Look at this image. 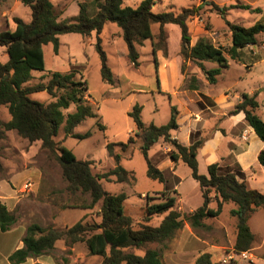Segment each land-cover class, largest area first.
I'll return each instance as SVG.
<instances>
[{
  "label": "trees",
  "instance_id": "obj_1",
  "mask_svg": "<svg viewBox=\"0 0 264 264\" xmlns=\"http://www.w3.org/2000/svg\"><path fill=\"white\" fill-rule=\"evenodd\" d=\"M79 14L73 21H60L61 13L51 0H21L25 7L31 9L32 20L25 23L20 18H14L16 29L0 32V48H3L8 61L0 63V109L5 107L11 116L9 122L0 119V143L6 139V134L16 131L17 134L31 144L40 142L49 156L55 158L62 169V176L67 183V191L71 194H87L91 198L86 210L100 206L101 222H78L66 231L54 228L44 229L38 224L27 228L23 239L24 247L16 250L10 257L11 264H24L28 259L51 254L60 241L66 246L85 243L90 255L104 259L103 264H165L163 252L165 244L173 240L177 233L189 224L194 231L207 229V220L216 219L223 213L226 204L235 208L231 216L237 219L236 241L234 249L238 253L249 252L254 248L255 235L250 227V218L259 210H264V193L250 189L242 181V174L222 169L217 164L208 168V175L199 172L198 153L203 141L198 140L190 146H185L172 137V132L179 130L177 108H172L171 120L163 126L145 125L142 120L143 107L136 105L129 116L132 118L136 132L130 135L127 143L108 144L109 155L117 163L116 168L103 175H95L90 162L76 158L72 151L55 140L60 128L65 123L66 136H75L83 140L90 136L74 135L75 129L86 119L96 117L87 100V83L83 77H78L77 70L67 73L52 72L48 83L26 86L33 80V72L45 70L44 46L54 45L58 53L59 37L66 34H79L89 37L93 33L100 35L108 23L116 24L122 30V37L128 49L130 62L138 68L140 54L138 47L147 40H153V25L161 28L160 36H165V26L176 25L181 30V56L184 62H195L201 69L210 85L218 82L222 70L229 68V60L223 50L216 47L209 38L203 36L192 45L188 21L199 15L205 7L210 6L225 18L230 9L242 8L251 10V6L220 7L212 0H201V5L182 10L179 14L160 13L153 11L154 0H144L138 8L125 7L127 0H104L98 3V10L90 14V5L79 0ZM260 12V10H257ZM231 31L232 46L227 54L233 61L240 60V51L249 46L258 45V36L264 34V24L258 23L251 28H245L227 21ZM153 52L156 54L157 47ZM97 51L101 58L102 78L110 85H115V78L108 65L106 52L99 40ZM216 63L218 68L208 70L205 63ZM156 66L158 67L157 59ZM184 66L182 71H184ZM197 83V80L194 79ZM198 89V87H195ZM47 92L53 99L49 104H43L31 99V95ZM258 94L241 95V102L229 113V116L245 115V120L264 141V120L257 114L260 107ZM72 105L76 106L73 114L64 116V111ZM104 130V127L101 126ZM140 150L148 165V177L164 183L163 172L150 161L149 152L156 144L163 141L172 148L170 158L174 164L180 162L192 171V177L198 182L202 191L203 205L190 214L177 211V200L167 195L159 204L147 205L144 222L135 225L134 220L126 215L125 204L128 196L125 193L112 195L102 187L101 180L118 183H136V175L120 166L122 157L130 154L138 142ZM259 163L264 167V150L258 156ZM8 173L4 167L0 147V183L6 180ZM216 203V209L210 205ZM153 217H164L160 225L151 226L148 223ZM18 222V217L12 213L0 200V231H10ZM151 245L159 246L156 248ZM144 250V255L133 251ZM195 264L215 263L208 253L202 254Z\"/></svg>",
  "mask_w": 264,
  "mask_h": 264
},
{
  "label": "rangeland",
  "instance_id": "obj_2",
  "mask_svg": "<svg viewBox=\"0 0 264 264\" xmlns=\"http://www.w3.org/2000/svg\"><path fill=\"white\" fill-rule=\"evenodd\" d=\"M51 1L61 13V21L71 22L79 14V0H69L67 2L69 7L65 6L64 0ZM76 1H78V4ZM101 1L104 0H84L90 5V14L92 15L98 10V3ZM143 1L127 0L124 6L136 9ZM154 1L153 11L156 14H179L184 9L201 5V0ZM213 2L220 7L227 8L233 6L252 7L251 10L230 9L223 18L216 10L210 6H205L198 16L192 17L188 21L192 45H195L200 37L205 36L216 47L221 48L229 60V68L222 70L223 74L218 77V82L215 85L209 84L195 62H184L181 56V30L176 25H167L171 28L165 26V36L163 37L160 36V26L153 25V40H147L142 46L138 47L140 54V66L138 68L130 62L128 49L122 37V30L114 23L106 24L100 35L93 33L89 37L79 34L60 36L58 53H55L53 44L44 46L45 70L43 72H33L34 78L26 86L48 83L49 75L52 72L67 73L71 70H77L79 72L78 77H83L87 83V100L96 115L94 118L86 119L74 131V135L77 136L90 133L88 138L80 140L75 136H66L64 123L55 140L72 151L78 160L90 162L95 175H103L117 166L114 158L108 153L107 145L127 143L130 135H134L136 132L134 122L129 116L136 105L143 107L141 117L147 126L151 124L156 126L168 124L171 120L172 108H177L180 112L177 117L178 122L182 127L180 131H173L172 135L176 136L177 134L180 142L182 144L185 142L187 128L190 127L185 111L186 104L183 103L181 98L172 96L171 93H161L160 82L164 85L166 80L167 86L171 87L175 84L176 75L179 74V79L180 81L182 79L183 82H180L181 88L178 89V92L185 89L189 90L194 79L198 80V77L202 79V82L198 80L200 89L214 96H219L227 89L233 97H240L242 93L256 92V90L259 92L260 86L264 85V62H262L264 55L258 57L264 47V34L258 36L257 46L241 50L240 60L233 61L227 54L232 46L231 31L227 26V21L245 28H251L257 23L264 24V0H213ZM1 3L2 0H0V31H4L8 29H6V20L1 18V15L6 5L3 6ZM14 3L15 0L12 1L11 5ZM257 10H260V12H257ZM15 16L21 18L25 23H30L32 12L30 8L22 5ZM13 17L14 15H9L7 18ZM11 23L13 22L11 21ZM99 40L107 54L108 65L114 74L115 85L113 86L102 78L101 58L97 51ZM154 46L157 47L156 54L153 52ZM5 54L4 49L0 48V63L2 64L8 61V56L5 58ZM156 59L158 67L156 66ZM230 64L232 67H230ZM183 66L185 67L184 71H182ZM205 67L211 70L218 68V64L206 62ZM233 97H231L232 101H236ZM31 99L43 104H49L53 101L47 92L33 94ZM258 101L260 104L258 115L264 119V96L259 95ZM75 111L76 106L72 105L64 111V116L67 117ZM8 115L9 112L5 107L0 109L1 119L6 118ZM217 123L218 120L208 121L206 127L210 128ZM101 126L104 127V130L101 129ZM2 143V161L8 165L9 169L17 167L16 163L19 161L17 155L32 158V166L36 165L42 169L44 174L40 190L42 196H37L36 201L31 204L37 216L34 217L35 221L37 220L36 222H39L42 228L66 231L78 222L96 224L101 222L100 206L97 205L91 210L84 209L91 203L90 196L80 192L71 194L67 191V183L63 179L60 164L55 158L49 156L48 151L44 150L40 143L23 142L17 136H13L9 138V141L7 139L6 142ZM249 143L252 145L253 140L250 139ZM140 145L141 141L138 142L130 154L122 157L120 161L121 167L135 173L136 183L101 180L105 192L112 195L125 193L128 196L125 212L127 216L134 220L136 226L144 222L148 204L161 203L164 200V194L170 197L177 196L175 191L165 186L166 184L148 177V165L140 150ZM159 149V143L152 147L149 152L150 159L154 160ZM16 175L19 188H23L28 182L32 183V190L39 186L40 179L32 170L23 169L18 171ZM179 176L184 181L182 189L186 192L183 207L186 210L199 208L203 203L200 194L201 189L194 186L192 171L184 163H181ZM11 189L12 186L9 184L6 192L9 193ZM226 207L233 208L235 205L227 204ZM28 209L24 210L22 217L30 215L32 209ZM175 209L177 210V208ZM85 214L86 216L83 217ZM163 218L153 217L148 224L157 227ZM232 221L231 214L225 213L219 218L207 220V229L195 231L198 236L212 243H223L227 247V249L221 250L219 255H212V260L215 263H221V260L226 256V252L232 247L230 238L232 239L235 234ZM250 225L256 233L254 248L249 251L254 257L252 259H241L235 264H256L260 257L264 255V246L261 250L256 249L257 242L264 238V210L252 216ZM174 239L165 244L162 249L163 256L172 253L167 250L173 249L176 245ZM57 247L58 249H55L52 254L56 257L58 264H103L104 259L90 255L85 243H78L70 247L66 246L64 241H60L57 243ZM150 247L159 248L157 245H151ZM131 251L141 256L144 255V250ZM186 262L188 261L186 260Z\"/></svg>",
  "mask_w": 264,
  "mask_h": 264
},
{
  "label": "crops",
  "instance_id": "obj_3",
  "mask_svg": "<svg viewBox=\"0 0 264 264\" xmlns=\"http://www.w3.org/2000/svg\"><path fill=\"white\" fill-rule=\"evenodd\" d=\"M12 1L13 0H2L1 4L3 6H6H4L1 18H5L6 20V29L14 31L16 29L14 18H19L15 16V13L23 4L21 0H15V3L11 5ZM64 1L65 6L67 7V2L69 0ZM76 2L78 4V1ZM9 15H14V17L7 18ZM11 21L13 23H11ZM168 26H166V28H171ZM12 27L14 28L12 29ZM259 54L260 55L258 57H262V55H264V47ZM6 56L7 55L5 54V58ZM262 62H264V59L262 60ZM230 67H232L231 64ZM175 78V84L171 87L167 86L166 80L164 81V85L160 82V90H162L161 93H171L172 96L181 98L183 103L186 104L185 111L188 117V123H190V127L187 128L185 137L186 140L185 142H183V145L190 146L198 140L203 141V146L198 153L200 174L207 176L209 166L217 164L222 169L230 170L231 172L236 174H242V181L244 180L250 189L258 190L261 193H264V167L258 161L260 152L264 150V141H262L257 136L252 127L248 125L243 113L237 116H229V113L235 108L237 104L241 102V96H231V92H229V89L224 91V93L220 94L219 96L207 94L205 93V90L203 91L200 89L199 81L202 82V79L200 77H198L199 81L196 79L197 83L193 81V84L190 85L189 90L185 89L184 91L178 92V89L181 88L180 82L182 83L183 80L181 79L180 81L179 74H177ZM195 87H198V89ZM260 87L261 88L259 89V92L258 90H256V92L254 91L247 94H258V98L259 95L264 96V88H262L264 87V85ZM231 97H233L236 101H232ZM1 120L4 122H9L11 120L10 114L6 118H2ZM213 120H218V123L212 125L210 128L206 127L208 121ZM178 123V131H180V128L182 126L180 122ZM245 132H247L249 136L248 141L243 140ZM6 136L7 138L2 142H6L7 139L9 141V138L13 136L19 137L23 142L27 141L22 139L16 131H10L6 134ZM172 137L179 140L180 142L177 134L176 136L172 135ZM250 139L253 140L252 145L249 143ZM2 142L0 143L1 150L3 144ZM161 142L162 141L159 142L160 149L156 153L154 160L150 159V161L157 169L163 172L165 177V186L169 187L177 193V198L174 197L177 200V211L182 214L193 213L198 208L186 210V208L183 207L184 199H186V192L182 189L184 181L179 176V170L181 168L182 162L178 163L177 165L174 164L170 158L172 148L166 143ZM240 143L243 144L241 145ZM17 156L19 161H17V167L15 168L12 167L11 169H9L8 165L3 162L5 169L8 171V177L6 180L0 183V200L3 204H5L10 212L16 214V216L18 217V222L10 231L5 233L0 231V264H11L9 262V257L16 250L24 247L23 239L26 236V231L29 226H31L32 224H38L39 226H41L39 222H36L37 220L35 221L34 217L36 216V213L32 209L31 204H33V201H36L37 196H42V191L40 190L42 188L41 184L44 178V174L40 167H37L36 165L32 166V158L30 159L23 155ZM23 169L32 170L34 174L39 177V186H37L34 190H32V187L31 190L25 191L26 185L23 188H19L18 182L16 180V173ZM9 184L12 186V189L9 193H7L6 190L8 189ZM193 184L197 188H200L197 181L194 180ZM200 194L202 196V191H200ZM226 205L221 215H224L225 213L231 214V211L235 208H227ZM216 207L217 205L215 202L210 205L211 209H216ZM28 208L32 209L30 215L27 217H22L24 210H27ZM260 211L261 210L257 211L255 214ZM85 216L86 214L83 217ZM232 225L235 227V234L232 239L230 238V242L232 243L231 248L233 249L236 241L237 226V219L234 217ZM250 227L252 229V225H250ZM252 232L256 236V233L253 229ZM174 240H176V245H174L173 249L170 248L167 250L172 253L164 254L163 256V261L165 264H195L197 259L204 253H208L211 256L213 254L219 255L221 250L227 249V247L224 246L223 243H212L207 239L198 236L189 224L184 225L183 229L178 232ZM257 243L258 245L256 249L261 250L264 246V238L260 239ZM57 249L58 247L56 245V250ZM186 260L188 262H186ZM24 264H58V261L56 260V257L51 253L40 256L38 258L28 259ZM256 264H264V255L260 257L258 263Z\"/></svg>",
  "mask_w": 264,
  "mask_h": 264
},
{
  "label": "built area",
  "instance_id": "obj_4",
  "mask_svg": "<svg viewBox=\"0 0 264 264\" xmlns=\"http://www.w3.org/2000/svg\"><path fill=\"white\" fill-rule=\"evenodd\" d=\"M251 47V46H249ZM247 132H245L243 139L247 140ZM33 187L32 183H27L25 186V191H29L31 190ZM253 254H251L250 252H243V253H238L235 251V249L231 248L227 251L226 256H224V258L221 260V264H235L237 261L239 260H244L247 258H253Z\"/></svg>",
  "mask_w": 264,
  "mask_h": 264
}]
</instances>
